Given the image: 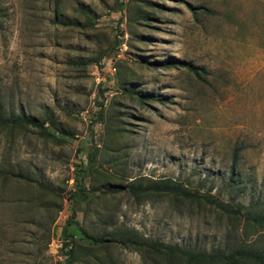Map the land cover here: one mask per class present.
Returning a JSON list of instances; mask_svg holds the SVG:
<instances>
[{
    "label": "rangeland",
    "instance_id": "obj_1",
    "mask_svg": "<svg viewBox=\"0 0 264 264\" xmlns=\"http://www.w3.org/2000/svg\"><path fill=\"white\" fill-rule=\"evenodd\" d=\"M22 114L44 123L0 121V264H64L68 220L145 244L264 250V221L203 199L100 193L171 178L264 216V0H0V119ZM81 176L95 188L83 205L68 197ZM73 248V264H187L118 242Z\"/></svg>",
    "mask_w": 264,
    "mask_h": 264
},
{
    "label": "trees",
    "instance_id": "obj_2",
    "mask_svg": "<svg viewBox=\"0 0 264 264\" xmlns=\"http://www.w3.org/2000/svg\"><path fill=\"white\" fill-rule=\"evenodd\" d=\"M124 3L119 2V7L123 9ZM191 12H196L197 10H207L202 6H189ZM62 24H69L67 21H60ZM180 66L185 67L187 70L193 72L195 75L200 76V72L204 71L202 67H197L191 62L183 60H174ZM1 123L3 125H28L33 127H41L44 121L26 116L25 114L20 115L15 118H1ZM48 136L54 137L55 132L46 133ZM236 155V151H235ZM95 153H89L88 159L93 160ZM235 162L231 165L228 173V178L225 183L227 189H232L236 182L235 179ZM20 176V175H19ZM41 188H44L42 183H38ZM95 191L94 187L87 188L83 183V176L81 178L77 177L75 181V186L72 191L69 192L68 197L75 204L83 205L88 203L90 195ZM127 191L130 195L134 197H139L143 194L151 193H172L174 195L182 196L184 198H195L203 199L208 204H211L225 213L237 214L244 217L246 221L249 222H263L264 216L250 214L248 212H242L239 209H234L228 203L223 202L219 198L209 194H200L198 191H188L182 183L175 182L171 178H166L160 181H152L147 185H142L138 180H132L128 184L116 185L113 187L108 186L106 189L100 190V193L107 192H119ZM62 237V251L65 257L64 264H73L75 260L73 242L75 238L81 239L89 243L90 245L102 246L108 245L111 242H118L124 247H130L144 252L146 256H151L154 254H166L170 256L178 257L182 259L187 264H264V250H255L245 247H237L231 251H215V252H204V251H193L178 245L164 243L161 241H151L149 243H144L137 235L131 234L125 230L115 229L111 231H105L100 235L90 234L85 228L78 225L75 226L71 220L66 222L61 232Z\"/></svg>",
    "mask_w": 264,
    "mask_h": 264
},
{
    "label": "built area",
    "instance_id": "obj_3",
    "mask_svg": "<svg viewBox=\"0 0 264 264\" xmlns=\"http://www.w3.org/2000/svg\"><path fill=\"white\" fill-rule=\"evenodd\" d=\"M120 49H121V47H120ZM115 69V68H114Z\"/></svg>",
    "mask_w": 264,
    "mask_h": 264
}]
</instances>
